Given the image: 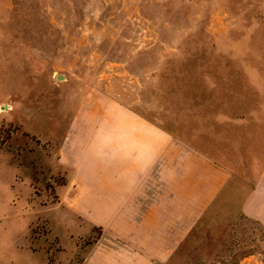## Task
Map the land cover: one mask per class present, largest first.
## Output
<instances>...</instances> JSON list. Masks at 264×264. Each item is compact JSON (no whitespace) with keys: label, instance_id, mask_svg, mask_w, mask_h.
I'll return each mask as SVG.
<instances>
[{"label":"rangeland","instance_id":"obj_1","mask_svg":"<svg viewBox=\"0 0 264 264\" xmlns=\"http://www.w3.org/2000/svg\"><path fill=\"white\" fill-rule=\"evenodd\" d=\"M109 103L208 149L264 108V0H0V264L82 263L101 230L58 235L78 226L61 151ZM263 239L222 207L159 264H264Z\"/></svg>","mask_w":264,"mask_h":264},{"label":"crops","instance_id":"obj_2","mask_svg":"<svg viewBox=\"0 0 264 264\" xmlns=\"http://www.w3.org/2000/svg\"><path fill=\"white\" fill-rule=\"evenodd\" d=\"M246 110L224 134L210 129L208 149L115 103L95 123H72L61 151L70 173L57 203L78 226L68 242L54 234L72 245L73 235L101 230L81 264H159L212 210L240 212L264 228V108ZM33 250L49 264L46 250Z\"/></svg>","mask_w":264,"mask_h":264}]
</instances>
